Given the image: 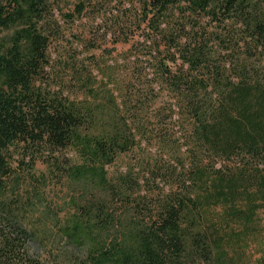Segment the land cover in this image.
Returning <instances> with one entry per match:
<instances>
[{
	"label": "trees",
	"instance_id": "16d2710c",
	"mask_svg": "<svg viewBox=\"0 0 264 264\" xmlns=\"http://www.w3.org/2000/svg\"><path fill=\"white\" fill-rule=\"evenodd\" d=\"M60 1L0 0V32L13 30L0 40V264H244L264 211V0ZM56 11L66 25L89 14L91 40L127 57L58 52ZM142 144L162 168L110 171ZM38 163L85 195L59 230L72 258L30 251L13 182ZM141 207L148 223L116 228Z\"/></svg>",
	"mask_w": 264,
	"mask_h": 264
},
{
	"label": "rangeland",
	"instance_id": "374dc122",
	"mask_svg": "<svg viewBox=\"0 0 264 264\" xmlns=\"http://www.w3.org/2000/svg\"><path fill=\"white\" fill-rule=\"evenodd\" d=\"M73 1L74 0H61L59 9L64 13L69 12L74 3ZM98 9L108 14L114 10V4L111 3L108 6H100ZM57 14L56 11L55 17L59 20L64 30L63 37L58 43L53 45L58 52L62 51L61 53L64 52L67 57L74 56L78 59H85L90 55H95L98 58L103 56L104 58L101 62L104 61V63L108 65L122 63L123 59L127 57V52L129 50L128 44H113L108 37L104 42L97 41L95 43V41L91 40L90 36H92V33H89V29H91L92 21L88 17L89 14L82 15L80 18H75L73 23H69L68 25L64 24L61 16ZM92 25L94 26V30L102 28V25L99 27L100 19L93 21ZM12 32L13 30L1 31L0 40L6 41ZM79 42H82V44L85 42L88 47H80V45H78ZM93 43H95V45H93ZM69 45L71 46L67 49ZM91 46H96L95 48L97 49L91 51ZM117 78L119 77L117 76ZM156 161L158 162V167L162 168V151L152 145L144 146L142 144L130 155L118 160L110 171L123 173L126 169H132L136 174L142 176L141 174H147V166L156 167V164H154ZM141 164L145 166L143 169L140 166ZM44 173L45 176L43 175ZM31 176L32 177L21 176L17 181L15 180L13 182V188L16 187V191L14 192H19L15 198L22 200V203L25 204L24 213H26L29 226L33 229V239L29 243L30 251L42 260H48L49 258L50 260L55 259L61 261L70 257L72 258L74 255L77 256L76 249L68 244L65 239L60 237L59 230L65 219L73 213V209L67 205V201L70 198L81 199V197L85 196L81 195L83 192L82 188L79 185L71 184L66 181L59 182L54 177L51 178L46 175L45 167L40 163L36 165V169ZM42 176L47 180L43 181ZM144 181V178H140V185L142 188V192H140L141 195L147 193L149 200H157L156 196H158V194L162 197V192H146L148 189L147 186L144 188L142 184ZM159 189L162 190V182L159 184ZM93 195H96L97 198L103 197L98 193H93ZM112 210L118 212L120 209L118 206L114 205L112 206ZM219 212L220 208L216 210V213ZM128 213L126 220L120 219V217H118L119 215L116 213L117 215L115 216L121 220L116 221V228L126 225L130 220L133 222L135 219H137L135 221L148 223L145 217L146 210H144V208L141 207L135 210V212L130 211ZM258 217L259 225L257 227L258 230L261 231L262 236L258 239L257 243L252 244L254 245L253 247L251 245V247L246 250L243 256V258H245L243 259V261H245L244 264H263V261H258L264 257V211H261ZM116 228L113 232L116 231Z\"/></svg>",
	"mask_w": 264,
	"mask_h": 264
}]
</instances>
